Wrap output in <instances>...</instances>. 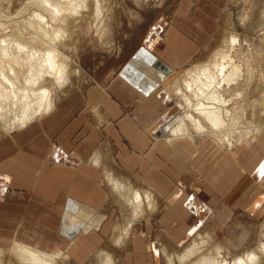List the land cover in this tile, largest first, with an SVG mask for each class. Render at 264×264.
I'll return each mask as SVG.
<instances>
[{
    "label": "crops",
    "instance_id": "0c3cea01",
    "mask_svg": "<svg viewBox=\"0 0 264 264\" xmlns=\"http://www.w3.org/2000/svg\"><path fill=\"white\" fill-rule=\"evenodd\" d=\"M228 1L181 0L163 36L148 40L121 71L0 138V250L23 243L51 253L58 245L72 264H86L115 225L107 178L129 181L117 171L149 192L156 209L146 206L143 218L152 216L180 245L219 210L264 215V130L232 154L206 141L167 142L166 128L182 111L166 81L211 46ZM94 104L107 124L84 111ZM146 221L117 264H162L166 243L160 240L157 256V226ZM71 234L77 238L69 243Z\"/></svg>",
    "mask_w": 264,
    "mask_h": 264
},
{
    "label": "rangeland",
    "instance_id": "374dc122",
    "mask_svg": "<svg viewBox=\"0 0 264 264\" xmlns=\"http://www.w3.org/2000/svg\"><path fill=\"white\" fill-rule=\"evenodd\" d=\"M38 1L39 0H0V24H2L3 21L2 26L6 27L4 30L5 32L7 31L5 34L12 35L13 33L12 36H16L17 33L15 32H20L22 35L24 33L23 37L29 38L26 36L29 35V30L26 28H30V25L28 26L30 23L28 22L34 17L33 11L35 10V3ZM180 1L181 0H91L89 4L90 9L88 6L86 10H83V14L86 11V20L90 22L77 21L65 28L69 35L66 42L67 49H64L66 55L70 56V58H68V80L60 86L49 78L50 80H47L40 86V88H46L45 90L50 91L49 103L52 102V108L57 106L60 98H64L68 93L75 91L77 88H83V85L91 83L102 82L111 72L121 71L128 59L141 50L148 40L155 38L157 33H159V37H162L165 29L162 24H168L178 4H180ZM96 5L101 10L100 19L93 23V18L90 17H93L92 14H94L93 11ZM87 11H89L88 14ZM20 13L22 15H20ZM7 20L10 23H7ZM20 33H18V36L21 35ZM232 36L238 38L235 49H232L229 45V39H231ZM222 50L232 55L236 54L234 56L236 65L241 67L240 74H243L242 76L240 75L241 79H239V77L237 82L231 84L230 91L233 90L232 94L224 93V98L227 101V106L224 108L229 112L228 116L231 118L230 121H234L233 119L235 116L237 118L236 122L240 123L237 128H241L243 131H253L259 127L260 129L262 128L261 130H264V109L262 107L264 106L262 105V103L264 104V98L262 97L264 92V84L262 81L264 60V0H229L219 20L218 30L211 46L207 47L206 51L201 54L200 57L191 61L181 72L174 74L172 77H178L180 79L184 72L187 73L188 71L198 69V67L200 68L212 62L219 53H224ZM12 55L21 58V56H17V54ZM197 65L198 67H196ZM179 82L181 90L178 94L174 95H177L178 99H189V104L187 105L188 107H185L182 100L179 99L181 100L183 112H181L177 120L166 130L168 133L170 130L177 127L181 118L185 117V112L188 111L193 119L187 117L185 121L187 123L186 127H182V130L186 129L193 137L196 136L197 132L194 131L191 125L192 121L196 120L197 122L205 124V120L196 114L194 110L196 102L188 93L187 89H185L182 81L179 80ZM222 90H226V88ZM235 94L238 95L235 96ZM101 108L102 105L94 104L90 107L87 106L84 111L87 112L89 110L99 123L106 122L107 124V119L105 118L107 116L102 113ZM238 137L239 135L236 134L234 138L236 141L233 149H235L236 145L237 149L241 144L244 146L252 144L253 137H249V141L246 140V142L243 140L240 142ZM195 138L199 141L201 137ZM210 143L224 150L213 141H210ZM225 152L232 154L227 150ZM116 173L128 179V182L133 188L137 189L141 187L129 177L122 175L118 171ZM119 204L122 205L121 203ZM119 204L114 198H112V202L109 204L111 208L109 210H114L115 214H117V218L112 220L113 224H116L119 218L123 216L128 217L129 215L124 209L121 210L122 206L120 207ZM226 209L228 208L216 212L213 219L210 217V220L202 224V227L182 245L177 242H172L169 236L164 232V229L158 224V221L154 218H150L152 216L148 217V215L140 222L142 224L147 219L144 225L150 221L155 228L157 226L156 244H158L160 255V240H162V243H166L167 247L170 249L169 254L174 257L175 263L178 262L175 258L184 254L183 251L185 247L198 233H201L203 236L209 234L213 239L206 247L202 248L204 250L203 254L214 251L220 244L223 246V251H225L223 257L231 252V254L228 255V260L232 261L248 250L258 249L262 243H264V215L252 218L242 212H227ZM141 224H139V226ZM139 226H137V228ZM114 227L103 247L107 245L111 246L110 239L112 238ZM134 239H132V241ZM132 241L127 244V247ZM8 250H4V253L2 252V255L0 254V264H10L11 260L14 259L15 251ZM97 251L98 250H96L95 254L86 264H93ZM124 251V249L116 251L119 253L116 255V261H121L123 259ZM55 253L56 250L50 254L54 255ZM59 259L60 264H72L71 261L68 262L64 257L62 258V256H60ZM161 263L163 264L162 256Z\"/></svg>",
    "mask_w": 264,
    "mask_h": 264
},
{
    "label": "bare ground",
    "instance_id": "6f19581e",
    "mask_svg": "<svg viewBox=\"0 0 264 264\" xmlns=\"http://www.w3.org/2000/svg\"><path fill=\"white\" fill-rule=\"evenodd\" d=\"M90 2L91 0H39L35 3L34 17L28 22L30 23L28 24L30 28H26L29 30V35H26L29 38L23 37L24 33L22 35L20 32H15L17 33V35L15 34L16 36H12L13 33L12 35H7L5 34L7 31L5 32L4 30L6 27L2 26L3 21L0 24V138L26 129L46 117L56 108H52V102L49 103L50 91L45 90L46 88H40V86L50 79L60 86L68 80V58L70 56L66 55L64 49L67 47L66 42L69 35L65 28L77 21L90 22L85 18L86 11L83 14V10H86L88 6L90 9ZM99 10L100 8L96 5L93 11L94 14L90 13L93 16L90 17L93 18V23L100 19L101 10ZM88 13L89 11H87ZM20 15L22 14L20 13ZM7 23L10 22L7 20ZM18 33L21 35L19 34L20 36H18ZM229 40L230 47L235 49L238 38L232 36ZM12 54H17L21 58L15 57ZM235 55L226 52L219 53L214 60L212 59V62L200 68L198 64L196 66L198 69L188 71L187 73L184 72L180 79L172 77L174 74L169 77L170 79L166 81V86L170 92L172 94L180 92L179 80H181L185 89H187L196 102L194 105L196 114L205 120V124L196 120L192 121L191 125L194 131L197 132L196 136L192 137L186 129L182 130V127H186L187 123L185 121L187 117L193 119L188 111L185 112L184 116L186 118H181L178 126L167 133L168 143L188 140L198 145L199 141L200 143L205 141L210 143V141H213L225 151L233 153V150L237 146L233 149L236 134L239 135L240 142L242 140L245 142L246 140L249 141V137H253L252 143L259 139L263 131L261 130L262 128L260 129L259 127L253 131H243V129L237 128L240 124L236 122L237 118L234 116V121H230L229 112L224 108L227 106L224 93L232 94L233 90L230 91L231 84L237 82L238 78L240 77L239 79H241L243 75L240 74L241 67L236 65ZM262 74L264 84V67ZM224 88L226 90H222ZM262 97L264 98V92ZM176 99L180 104L182 100L184 106L188 107L189 99L179 98L181 99L179 100L178 96ZM262 105L264 104L262 103ZM262 107L264 109V106ZM195 137H201V140L199 139L198 141ZM107 181L111 187L113 198L118 204H122H119L120 207L122 206L121 210L124 209L129 215L117 220L112 238L110 239L111 246L107 245L98 249L93 264H117L116 255L119 253L116 251L125 250L127 244L135 238L137 226L141 224L140 221L144 217L146 206L152 204L150 206V212L152 213L156 209L154 203L149 202L151 196L146 190L133 188L128 181L119 179L118 177L110 176L107 178ZM146 202L148 203L146 204ZM80 212L82 211L80 210ZM82 213L85 214V212ZM64 237L69 243L74 242L77 238L72 236V234L69 236L65 235ZM117 240L120 241L119 244L116 243ZM211 241H213L211 236L195 237L185 247L184 254L175 258L178 261L177 263L174 262V257L169 254L170 249L163 244V264L264 263V243L260 244L261 246L258 249L248 250L232 261H229L228 255L231 252H228L229 254L227 253L228 255L223 257L225 251H223V246L220 244L214 251L203 254L204 250L202 248L206 247ZM66 249L67 247L63 249L57 245L56 253L52 255L48 251L39 250L28 244L15 243L10 249L15 251V257L11 260L10 264H60V256L70 262L71 256ZM2 252L3 250H0V254Z\"/></svg>",
    "mask_w": 264,
    "mask_h": 264
},
{
    "label": "snow or ice",
    "instance_id": "6c2138e0",
    "mask_svg": "<svg viewBox=\"0 0 264 264\" xmlns=\"http://www.w3.org/2000/svg\"><path fill=\"white\" fill-rule=\"evenodd\" d=\"M260 169H261V174L264 175V163H262V164L260 165ZM116 243L119 244L120 241L117 240ZM156 255L159 256L160 253H159V252H156Z\"/></svg>",
    "mask_w": 264,
    "mask_h": 264
}]
</instances>
